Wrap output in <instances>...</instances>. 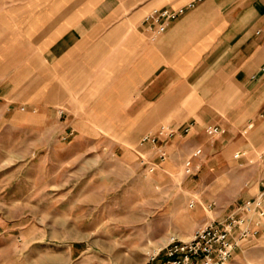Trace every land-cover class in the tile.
<instances>
[{
  "label": "crops",
  "instance_id": "crops-1",
  "mask_svg": "<svg viewBox=\"0 0 264 264\" xmlns=\"http://www.w3.org/2000/svg\"><path fill=\"white\" fill-rule=\"evenodd\" d=\"M79 1L0 0V100L38 114L43 127L63 116L58 138L75 132L74 143L136 148L166 127L175 135L164 152L195 145L190 155L200 157L211 125L225 130L213 138L227 154L264 160V0ZM194 1L156 37L142 23Z\"/></svg>",
  "mask_w": 264,
  "mask_h": 264
},
{
  "label": "rangeland",
  "instance_id": "rangeland-1",
  "mask_svg": "<svg viewBox=\"0 0 264 264\" xmlns=\"http://www.w3.org/2000/svg\"><path fill=\"white\" fill-rule=\"evenodd\" d=\"M22 106L0 100V264H145L170 239L224 220L264 182L262 155L243 149L235 159L240 149L227 154L228 143L207 135L195 174L183 173L195 145L163 161L146 145L140 154L157 165L148 174L135 145L60 139L63 116L43 127ZM229 264H264V220Z\"/></svg>",
  "mask_w": 264,
  "mask_h": 264
},
{
  "label": "built area",
  "instance_id": "built-area-1",
  "mask_svg": "<svg viewBox=\"0 0 264 264\" xmlns=\"http://www.w3.org/2000/svg\"><path fill=\"white\" fill-rule=\"evenodd\" d=\"M201 1V0H198ZM195 1L174 11L167 9H154L143 18L146 30L156 37L162 34L168 25L183 15L188 9L193 8ZM62 114V112H60ZM191 127L184 128V134H188ZM205 134L210 137L223 135L225 130L218 126H206ZM175 135V131L166 127L160 128L152 135L143 136L139 147L149 145L157 151L158 159L163 161L166 153L161 149V143ZM201 150L192 153L183 163V173L186 176L193 175L196 167L193 160L198 157ZM137 161L141 166H146L148 174L156 171L157 165L150 163L140 153H137ZM244 155V153H241ZM239 154L234 156L239 158ZM194 202L189 204L192 208ZM213 204L207 206L211 209ZM264 220V187L253 198L248 199L237 206L220 222L212 221L210 224L197 228L187 241L170 239L155 253L148 254L145 264H229L235 251L243 247V243L255 238Z\"/></svg>",
  "mask_w": 264,
  "mask_h": 264
}]
</instances>
